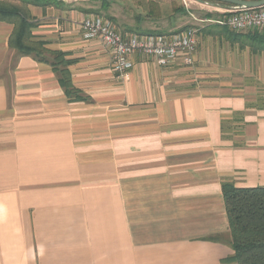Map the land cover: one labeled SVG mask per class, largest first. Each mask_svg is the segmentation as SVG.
Wrapping results in <instances>:
<instances>
[{
    "label": "crops",
    "instance_id": "1",
    "mask_svg": "<svg viewBox=\"0 0 264 264\" xmlns=\"http://www.w3.org/2000/svg\"><path fill=\"white\" fill-rule=\"evenodd\" d=\"M28 9L73 92L51 54L11 48L0 21V264H236L221 187L264 185V46L204 24L191 65L136 53L122 78L84 37L91 12Z\"/></svg>",
    "mask_w": 264,
    "mask_h": 264
},
{
    "label": "trees",
    "instance_id": "2",
    "mask_svg": "<svg viewBox=\"0 0 264 264\" xmlns=\"http://www.w3.org/2000/svg\"><path fill=\"white\" fill-rule=\"evenodd\" d=\"M103 2L105 3L102 6L105 8L107 0H103ZM29 5L46 8L51 6L62 7L65 3L61 0H0V21H6L13 25L8 38V45L22 54L39 56L51 54L54 69L59 68L65 74V79L60 81L66 89V93L70 95L73 89L65 67L68 61L63 59L64 54L62 52L51 51L45 48L43 41L32 39L30 28L34 26L35 21L28 9ZM157 6L144 10L145 15L143 16L136 14L134 26L126 27L122 33L159 34L156 30H143L139 24L149 19L150 16H154L153 18H161L155 16L173 18L174 12L185 14L183 6L174 7L171 12L160 11L158 9L160 5ZM87 11L93 13L91 10ZM207 16L213 18L211 13ZM143 17L145 18L143 19ZM193 24H187L175 32L182 31ZM205 25L206 30L208 29L209 34L213 36H222L227 40L246 43L255 48L259 47L256 43L264 39V33L257 31L242 33L216 23ZM197 28L199 30L200 27ZM221 192L227 218L228 243L233 250L230 260L236 264H264V185L236 186L232 182L226 181L222 183Z\"/></svg>",
    "mask_w": 264,
    "mask_h": 264
},
{
    "label": "built area",
    "instance_id": "3",
    "mask_svg": "<svg viewBox=\"0 0 264 264\" xmlns=\"http://www.w3.org/2000/svg\"><path fill=\"white\" fill-rule=\"evenodd\" d=\"M222 10L226 14L216 19L211 17L196 18L193 12L187 11L192 20L197 23L225 25L230 30L237 32L264 28V5L253 8L223 7ZM81 29L84 37L97 38L108 49L111 68L122 78L131 69L130 57L136 53L153 59L160 66H167L177 58H181L183 63L191 65L197 46L198 28L196 24L179 32L123 34L117 31L109 19L89 14L81 21Z\"/></svg>",
    "mask_w": 264,
    "mask_h": 264
},
{
    "label": "rangeland",
    "instance_id": "4",
    "mask_svg": "<svg viewBox=\"0 0 264 264\" xmlns=\"http://www.w3.org/2000/svg\"><path fill=\"white\" fill-rule=\"evenodd\" d=\"M12 1V0H11ZM66 5H74L83 10H91L90 14H97L100 17L111 19L112 24L116 27L117 31L121 32L126 27H132L135 24L134 17L136 16L137 11L145 12L144 10L148 8H154L157 5H160L158 8L160 11H169L171 12L172 8L177 6H183L185 13L188 14V11L193 12L196 18L203 19L206 13H211L213 19L219 18L220 16H224L226 13H223V7L221 5L216 4H208V3H200L195 0H107L106 7L104 8L102 5L105 3L103 0H61ZM209 11V12H208ZM183 14L179 12H174V16ZM142 15H145L143 13ZM154 16H150V21H161L166 19L167 16H155L161 18H153ZM145 17H143L144 19ZM192 20V18L189 16ZM195 21V20H192ZM197 27H200L204 24L203 22L195 21ZM128 31V30H127ZM249 31H260V30H249ZM248 32V31H245ZM242 32V33H245ZM261 32L264 33V28L261 29ZM260 33V32H259ZM224 38V37H223ZM259 46H264V39L257 42ZM249 45V44H248Z\"/></svg>",
    "mask_w": 264,
    "mask_h": 264
},
{
    "label": "water",
    "instance_id": "5",
    "mask_svg": "<svg viewBox=\"0 0 264 264\" xmlns=\"http://www.w3.org/2000/svg\"><path fill=\"white\" fill-rule=\"evenodd\" d=\"M201 3L218 4L226 8H253L264 5V0H196Z\"/></svg>",
    "mask_w": 264,
    "mask_h": 264
}]
</instances>
